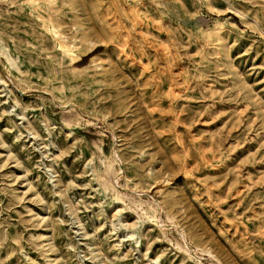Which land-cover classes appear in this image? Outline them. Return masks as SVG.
<instances>
[{
  "label": "rangeland",
  "instance_id": "374dc122",
  "mask_svg": "<svg viewBox=\"0 0 264 264\" xmlns=\"http://www.w3.org/2000/svg\"><path fill=\"white\" fill-rule=\"evenodd\" d=\"M0 264H264V0H0Z\"/></svg>",
  "mask_w": 264,
  "mask_h": 264
},
{
  "label": "bare ground",
  "instance_id": "6f19581e",
  "mask_svg": "<svg viewBox=\"0 0 264 264\" xmlns=\"http://www.w3.org/2000/svg\"><path fill=\"white\" fill-rule=\"evenodd\" d=\"M34 1H35V0H34ZM37 18H38V17H37ZM61 47L64 48V46H61ZM64 51L69 53V50H68V49H65V48H64ZM102 184H103V183H102Z\"/></svg>",
  "mask_w": 264,
  "mask_h": 264
}]
</instances>
